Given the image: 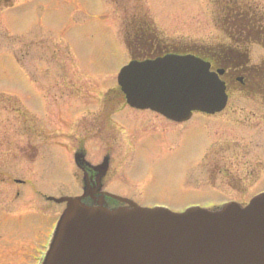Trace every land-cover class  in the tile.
Masks as SVG:
<instances>
[{"label":"rangeland","instance_id":"374dc122","mask_svg":"<svg viewBox=\"0 0 264 264\" xmlns=\"http://www.w3.org/2000/svg\"><path fill=\"white\" fill-rule=\"evenodd\" d=\"M216 1L13 0L12 6L0 9V264H32L42 249L45 237L50 235L64 206L47 202L42 195H76L71 174L75 142L70 135L66 137L67 134L61 135V132L71 130L66 129L69 124L74 125L67 123L69 116L78 106L91 105L92 99L98 107L93 112L83 113L87 117L83 122L94 117L96 121L102 120L112 112L111 117L118 119V115L125 114L130 120L146 124L130 127L117 122L124 129L112 127L114 136L121 141L113 149L118 166L110 183L112 188L117 180L121 189L136 194V200L149 205L179 207L188 202L220 198L207 196L209 191L201 188V183L188 188L177 178L192 144L201 136L193 132L186 142V136L168 134L186 131L194 118L174 125L151 112H138L134 117L130 112L121 113L130 110L127 107L106 101L110 98L100 99L101 94L115 98V78L110 72L117 70L113 55L123 45L130 19H152L160 35L178 42L192 41L209 46L228 43L221 21V9L225 10V6L217 5ZM245 1L263 15L264 0ZM53 48L60 49V53ZM250 54L251 61H261L264 48L251 45ZM43 68H47L48 73L58 71L62 78L73 79L75 105L72 106V94L66 93L69 96L66 98L54 91L48 97L50 114L35 118L34 113L24 114L23 105L39 110L41 98L24 87L29 72L37 82L42 81L46 77ZM46 88L55 86L50 83L43 86L44 91ZM28 126L34 132L44 129L53 134L42 144L46 139H39V133L26 136ZM98 136L99 131H91L87 142L93 161L98 160L96 153L101 149ZM28 139L38 145L37 149H27ZM198 175L210 181L206 169L202 168ZM14 179L25 182L18 185Z\"/></svg>","mask_w":264,"mask_h":264},{"label":"water","instance_id":"95a60500","mask_svg":"<svg viewBox=\"0 0 264 264\" xmlns=\"http://www.w3.org/2000/svg\"><path fill=\"white\" fill-rule=\"evenodd\" d=\"M118 83L129 105L174 120L225 104L224 84L192 56L132 61ZM86 186L82 196L54 199L66 208L43 264H264V193L246 206L174 213Z\"/></svg>","mask_w":264,"mask_h":264},{"label":"flooded vegetation","instance_id":"af4514ba","mask_svg":"<svg viewBox=\"0 0 264 264\" xmlns=\"http://www.w3.org/2000/svg\"><path fill=\"white\" fill-rule=\"evenodd\" d=\"M220 1L226 2V0ZM218 3L219 0H217ZM232 17H235V15L232 16V14L226 13L225 22L227 27L233 21V19H230ZM235 18L238 19L240 17ZM228 32H230L232 39L229 44H221L216 49L201 47L188 49L185 44H176L169 38H160L150 26L142 22L131 24L127 29L129 39L125 53L129 60L153 58L170 52H191L209 61L212 69L222 70L220 78L225 83L227 89V104L225 109L212 115L194 112L190 119L179 123L165 120L163 117L156 115L174 125L188 123L194 118L193 124L189 125L186 131L176 134L169 132L168 134V136L175 137L186 136V142H188L193 132H198L201 136L195 144H192L193 148L187 154L186 163L178 173L177 178L179 183L184 187L198 186L201 183V188L209 191L207 196L220 197L219 199L188 202L179 207L171 206L176 211H182L191 205L208 207L228 201L246 203L256 194L264 191V59L261 61H251L249 47L253 44H248L250 41L256 40L258 44L264 46V32H260L256 37L254 33L246 29L228 30ZM48 69L43 68V74L46 77L42 81L37 82L36 79L32 81L37 92L36 95L44 101L48 100L50 93L54 91L57 92L55 94L60 93V95H64L63 97L66 98H69V96H66V93H70L72 94V106H74L75 84L73 79L62 78L58 71L48 73ZM62 70L60 68V71ZM50 83L55 88H46L44 91L43 86L46 87ZM101 96L100 99L102 100L110 98L106 101H114L116 106L122 105L129 109L120 92L114 94L115 98H111L107 94H101ZM100 99L95 102H99ZM64 101H67V99L64 98ZM93 103L92 99L91 105L78 106L79 108L75 109V116L70 115L69 121H67L68 124H74L73 126L69 124L66 128H71V130L61 132V135L65 133L67 134L66 137L71 136V139L75 142L73 150L75 152L78 150L79 154H82V159L84 157L88 161V163L83 164L82 169L75 167V178L78 184L76 194L82 192L83 176L87 177L91 185L96 183L95 179L98 172L90 165L98 164L107 156L109 165L105 178L101 180L102 189L123 196H134L136 194L121 189V184L119 185L116 182L117 180L114 182L113 188L110 184L117 172L116 167L118 166L117 161L115 162L113 149H116L117 145L121 142L114 136L112 127L120 126L124 129L122 124L130 127H135L138 124L146 126V124L144 121L137 122L136 120H130L125 114L118 115V119L111 117L112 112L102 120L96 121V117H94L93 120L85 121L88 124H84L83 120L87 117L83 113L93 112L98 107ZM31 110L30 106L28 111L31 112ZM128 112L133 115L138 113L134 110L132 112L131 109L124 110L121 113ZM79 114H82L81 116H84V118L81 119L82 117H79ZM107 118L109 122H106ZM117 122L122 124H117ZM28 128L25 132L26 136L29 137L31 133H39V139L42 137L46 139L42 144H45L53 134H48L44 129L34 132L30 126ZM95 130L99 131L97 138L101 142V149L96 153V155H99L98 160L93 161L90 157L93 153L87 146V142L90 139L91 131ZM26 145L33 149H37L38 147L31 139H28ZM202 168L209 172L210 181L206 180V177L198 175V172ZM193 177L195 179L192 180ZM218 180L221 181L220 184L217 182ZM116 183L118 186H116ZM115 190L121 192H116ZM136 192H138V189Z\"/></svg>","mask_w":264,"mask_h":264},{"label":"trees","instance_id":"16d2710c","mask_svg":"<svg viewBox=\"0 0 264 264\" xmlns=\"http://www.w3.org/2000/svg\"><path fill=\"white\" fill-rule=\"evenodd\" d=\"M8 2H9V0H0V5L1 4H7ZM239 4H240V6H243L242 2L241 3L239 2ZM253 19H255L254 21H255L256 25H257V23H259L261 21L264 24V13H263V15H261L258 13V10L256 9L255 10V17Z\"/></svg>","mask_w":264,"mask_h":264}]
</instances>
